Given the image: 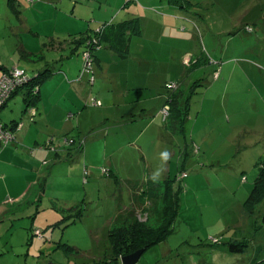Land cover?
<instances>
[{"label":"rangeland","instance_id":"1","mask_svg":"<svg viewBox=\"0 0 264 264\" xmlns=\"http://www.w3.org/2000/svg\"><path fill=\"white\" fill-rule=\"evenodd\" d=\"M177 1L0 0V67L27 63L18 56L26 30L41 17L37 28L45 31L43 19L54 7H65L61 11L92 30L111 13L114 21L139 10L166 16L157 30H164V38L156 37L154 50L147 48V59L138 56L141 45L134 46L113 73L95 65L92 84L90 74L77 76L84 95L69 90V96L28 107L21 93L7 100L19 122L12 134L19 126H35V138L25 143L36 153L32 163L49 176L42 204L20 218L0 214V264H99L111 253L109 227L117 209L128 207L149 177L156 182L180 178L183 190L172 234L145 250L136 264H249L264 253V202L252 215L244 210L264 163V0ZM40 35L24 43L35 45ZM68 53L65 45L44 56L50 63L64 55L71 69H78L80 53L66 58ZM27 68L29 74L37 69ZM166 82L176 83L170 85L172 95L182 94L187 105L178 132L166 129L160 114L169 95ZM5 110L0 118L8 121ZM49 143L58 160L39 158ZM13 163L7 166L16 168ZM53 212L58 218L46 219ZM232 239L246 240L248 250L231 253Z\"/></svg>","mask_w":264,"mask_h":264},{"label":"trees","instance_id":"2","mask_svg":"<svg viewBox=\"0 0 264 264\" xmlns=\"http://www.w3.org/2000/svg\"><path fill=\"white\" fill-rule=\"evenodd\" d=\"M170 1H173L175 5L176 3L179 4L177 0ZM14 9L16 10L15 7ZM16 11L18 12V9ZM247 30L252 31L249 25H247ZM139 34L140 24L137 17L133 16L121 21L107 19L97 29L90 30L84 35L74 38L76 39L73 40L75 45L69 46V53L66 58L80 53L82 61L78 76L81 77L85 73L90 74L88 81L92 84L94 82L93 71L98 60L97 53L101 50L110 52L111 56H108L104 61L108 64L112 60L126 59L129 57L130 38ZM88 51H91L89 60L91 67L86 70L85 66L88 61L84 59V53ZM3 71L5 72L6 70ZM51 71L52 69L45 67L34 75L29 74L25 70L29 80L24 86L16 88L12 92L11 97L21 90L28 97L24 104L25 107L35 106L40 99L39 85L50 77ZM215 75L217 76V73ZM167 90H169V95L167 96L166 104L169 107V111L168 115L163 119L164 127L178 132L183 128L182 124L187 113V105L184 104L182 97L172 95V93L175 94L172 89L169 88ZM17 123L18 121L12 122L10 129H13ZM80 150L81 146L79 147ZM53 152L55 155L59 154L58 151ZM186 175L185 173L183 178ZM179 181L180 179L174 178L156 182L149 177L144 180L142 186L135 189L131 195L129 206L118 208L110 223L109 241L111 253L101 260L103 264H119L118 258L120 256L131 254L141 248L147 250L161 243L172 234L173 224L180 208V193L183 190V186ZM262 202H264V163H259L257 177L249 196L244 202L245 212L252 215L256 207ZM141 218L144 220H141ZM256 227L258 228V226ZM248 244L246 240L238 242L232 239L227 243V248L231 253H244L248 250ZM262 250V245L256 247L258 253L262 252ZM249 264H264V253L251 260L249 259Z\"/></svg>","mask_w":264,"mask_h":264},{"label":"crops","instance_id":"3","mask_svg":"<svg viewBox=\"0 0 264 264\" xmlns=\"http://www.w3.org/2000/svg\"><path fill=\"white\" fill-rule=\"evenodd\" d=\"M170 5V4H169ZM169 7V6H167ZM65 10V7H54L53 9L50 6H45L44 9L51 10L52 14L50 16L46 15L44 20V23L46 26L45 31H39L37 27L41 28V17H37V23L35 25H31V28L29 30H26L28 34H25V39L23 41V44L20 45L19 49V60L24 59L25 65H21V61H18V63H15L14 65H2L1 72L3 70H8L12 67H21L24 68L27 71V65H32L34 70V75L38 73V71H42L45 67H49L52 69V73L48 79H46L44 82H42L39 85V94L40 99L38 100L36 105H39L38 103L42 100L57 96H69V90L72 93L80 96L84 95L85 92V85L81 82L76 81V77L78 76V71L80 70V65L78 66V69L74 68L71 69L70 62H65L64 55H61L58 57V60L49 61L44 56V51L46 50H53L57 51L59 49H63L64 46L69 45L73 46L75 45V42L73 40H76L74 38L80 37L84 35V33H87L88 31L92 30L93 28H87L81 26V24L71 17V13H67L64 11H61V9ZM40 12H43L41 8H39ZM142 11L143 13H139ZM144 11L146 10H139L134 11L136 13L132 14L131 16H125V18L130 17H137L138 22L140 24V34L137 36H132L129 41V49L134 48V46L141 45V49L139 51H143V53L139 54L138 56L140 58L147 59L148 53H150L147 48H150V50H154V48L151 46V44L155 43L156 37L157 39L163 40V31L159 30V33H157V30L160 26V20L162 17H166L164 14H146ZM153 11V10H150ZM59 13H61V16H59ZM130 14V13H128ZM124 16V15H123ZM107 18V17H106ZM110 19L115 20L116 16L115 14L111 13ZM109 19V20H110ZM121 19V20H123ZM118 20V21H121ZM34 29V30H33ZM43 33V35H40V33ZM36 33V34H34ZM68 34L72 35V38H68ZM34 35H40L37 40V43L35 45L32 44H26L28 39L31 38V36ZM34 40V39H33ZM185 40V38H184ZM186 41V40H185ZM161 43V42H160ZM159 43V44H160ZM158 44V45H159ZM23 45L25 47H23ZM183 45V44H179ZM81 55V54H80ZM97 62L96 65L99 67L101 71L105 69L109 73H113L112 68L119 66V62L116 60H112L109 62V64L104 62L108 56H111L109 52L106 50H101L97 53ZM152 59V58H150ZM56 64V67H53V64ZM52 64V65H51ZM38 70V71H37ZM218 75V72H215ZM33 75V76H34ZM82 77V76H81ZM79 80V77H78ZM181 80V79H180ZM168 83V82H166ZM165 83V84H166ZM178 83V81H177ZM184 86H182V89ZM183 92V91H182ZM21 93L22 100L24 101V104L26 103V94L24 92H17ZM16 93V94H17ZM182 94H180L181 98ZM167 99V98H166ZM9 102L6 103V110L3 113L4 118H9L8 121H4L1 117V120L8 125H11L12 122L15 123L16 117H13L10 115V113L13 111L12 106L8 105ZM166 103V100L164 101ZM35 105V106H36ZM164 105V104H163ZM1 116V115H0ZM163 120V118H162ZM18 127V126H17ZM35 126H19L14 132V139L11 141L13 143L11 144L7 143L8 145H0V155H4V157H0V173L2 174L0 178V214H8L9 216H19L20 214L27 215L26 211L28 209H31L34 204H42L43 199L46 197V191H45V185H47L48 180V173H40L38 166H36V163H32V157H34L36 154L34 151H30V147L32 145H29L30 142L29 138H35ZM27 141V144L25 143ZM33 145L39 144V142L35 139H32ZM47 144L48 151L47 152H40L39 158H48L47 160H58L59 154L55 155L54 147L49 146ZM54 148V149H53ZM27 149V150H26ZM38 155V154H37ZM24 160H29L30 162H25ZM46 161V160H45ZM43 160L40 164L41 166H46L48 163H45ZM15 162V167L13 168L10 166H7V164H13ZM47 162V161H46ZM55 162V161H52ZM28 167H26V165ZM29 168V169H28ZM79 168V167H78ZM80 169V168H79ZM68 175V173H67ZM72 176V175H71ZM45 194V197L43 195ZM73 195L71 196V200L73 201ZM8 199H11V203H6ZM16 205V207H14ZM35 211H33L35 218L38 215V208H34ZM52 212V211H50ZM52 216L57 217L58 215L53 212V214L46 215V219L51 218ZM33 228V225L29 227V229ZM39 230L37 226L33 228L34 235H37L39 239H44V236L40 232V235L35 233V230ZM249 263V261H248ZM50 264H53L50 262Z\"/></svg>","mask_w":264,"mask_h":264},{"label":"built area","instance_id":"4","mask_svg":"<svg viewBox=\"0 0 264 264\" xmlns=\"http://www.w3.org/2000/svg\"><path fill=\"white\" fill-rule=\"evenodd\" d=\"M91 51L84 53V59L86 61L90 60ZM29 80L28 75L25 70L14 67L10 71L4 73L0 78V110L6 101L11 97L12 92L16 88H20L24 86L25 83ZM168 107H164L162 110L163 115L167 114ZM13 139V134L8 127L4 126V124L0 120V144L6 145L9 141ZM35 233L40 235L39 230H35Z\"/></svg>","mask_w":264,"mask_h":264},{"label":"clouds","instance_id":"5","mask_svg":"<svg viewBox=\"0 0 264 264\" xmlns=\"http://www.w3.org/2000/svg\"><path fill=\"white\" fill-rule=\"evenodd\" d=\"M15 67H16V66H15ZM12 68H14V67H12ZM12 68L6 70L5 72L3 71V72H2V75H3L4 73L10 71ZM18 68H21V67H18ZM21 69H23V68H21ZM23 70H24V69H23ZM168 84H169V88H171L170 85H176L175 82H173V83H166V84H165V87H167V89H169V88H168ZM10 98H11V97H10ZM10 98L8 99V101L10 100ZM8 101H6V103H7ZM6 103L3 105V107L6 105ZM3 107H2V108H3ZM164 107H168V105H167L166 103H164V105L162 106V108H161V110H160V114L162 115L163 119H165V117L168 115V111H169V107H168L167 114L164 116L163 113H162V110H163ZM2 108H1V109H2ZM0 111H1V110H0ZM0 120H1V119H0ZM1 122L4 124V126L8 127V129L11 130V132H13V129H10V126H11V125H7V124H5L2 120H1ZM18 125H19V122H18L17 124H15V126H18ZM13 139H14V136H13ZM13 139H12V140H13ZM12 140H11V141H12ZM9 142H10V141H9ZM64 143H65V142H64ZM0 145H2V144H0ZM6 145H7V144H6ZM3 146H5V145H3ZM53 149H54V148H53ZM54 151H58V150H57V149H54ZM184 175H185V172L182 174V176H184ZM179 179H180V178H179ZM39 231H40V230H39ZM121 257H122V256H120V257L118 258V260H119V264H122V263H121V260H120Z\"/></svg>","mask_w":264,"mask_h":264},{"label":"water","instance_id":"6","mask_svg":"<svg viewBox=\"0 0 264 264\" xmlns=\"http://www.w3.org/2000/svg\"><path fill=\"white\" fill-rule=\"evenodd\" d=\"M144 251H145V248H141L131 254L122 256L120 258L121 263L122 264H136Z\"/></svg>","mask_w":264,"mask_h":264}]
</instances>
